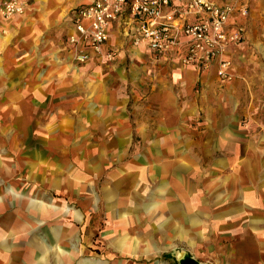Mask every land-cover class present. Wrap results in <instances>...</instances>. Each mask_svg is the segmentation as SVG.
Here are the masks:
<instances>
[{
  "label": "rangeland",
  "instance_id": "374dc122",
  "mask_svg": "<svg viewBox=\"0 0 264 264\" xmlns=\"http://www.w3.org/2000/svg\"><path fill=\"white\" fill-rule=\"evenodd\" d=\"M78 2L43 0L24 20L30 33L15 29L24 70L3 68L1 51L0 235L52 264H264V209L220 208L219 192L264 186V2L246 0L227 76H199L165 121L149 97L155 76H108L112 59L67 56ZM54 57L78 74L52 71ZM174 213L183 240L159 239Z\"/></svg>",
  "mask_w": 264,
  "mask_h": 264
},
{
  "label": "built area",
  "instance_id": "2783aa9c",
  "mask_svg": "<svg viewBox=\"0 0 264 264\" xmlns=\"http://www.w3.org/2000/svg\"><path fill=\"white\" fill-rule=\"evenodd\" d=\"M27 2L0 0V36L7 30L4 21L22 13ZM220 2L183 0V10L196 16L189 21L176 0H88L71 9L79 36H72L69 41L81 47L75 53V60L85 63L94 56L113 59V51L106 48L108 26L129 17L136 31L134 43L144 41L156 63L171 58L175 48H180L182 65L199 71L216 65V75L225 77L230 64L224 57L226 47L244 39L243 25L231 23L230 18L245 17L247 8L246 0Z\"/></svg>",
  "mask_w": 264,
  "mask_h": 264
},
{
  "label": "crops",
  "instance_id": "0c3cea01",
  "mask_svg": "<svg viewBox=\"0 0 264 264\" xmlns=\"http://www.w3.org/2000/svg\"><path fill=\"white\" fill-rule=\"evenodd\" d=\"M215 3H221L220 0H213ZM43 0H28L27 5L25 6L24 12L15 14L10 17L8 20L4 21V25L7 27V33L0 36V44L3 52L2 64L3 68L7 66L8 68L17 66L19 69H23V64H28L27 56H25L24 51L20 52V54H15V40H17V36L15 33L18 29L20 30L18 34L24 33L29 34V31L23 30L25 26H23L24 20L34 11L35 6L38 7L39 4H42ZM88 0H79L76 5H73L69 8L67 14V31L65 33V39L63 40L64 49L73 61L75 60V53L81 49L80 45L73 44L69 41L72 36H79L78 31L75 28L73 21V13L71 9L74 6H78L81 4H86ZM262 0H254L255 8L258 10L260 5H262ZM176 4L180 5L182 12H184L185 19L192 21L196 16L195 13H189L183 10V0H176ZM168 11V8H166ZM62 15V14H61ZM65 16V14H63ZM61 18V16H60ZM259 20V18H258ZM230 22L233 24H241L245 27V17L241 16H232L230 18ZM135 28L133 24H131V20L129 17H126L123 21H115L112 22L108 26V40L106 43V48L113 51L114 56L112 61L110 62L112 66V70L108 76H155V80L157 83H153L150 88L148 87L149 97L157 96L160 98V104L158 106V113L160 114V121H165L161 115H165V112L168 110V106L175 105L177 106V99L179 98L180 91L185 89H191L195 82L199 79V76H217L216 75V65H213L210 69L199 71L193 66H185L182 65L179 61V55L181 52L180 48H175L173 51V55L171 58L165 60L164 62L156 63L147 45L144 41H141L138 44L134 43L135 36ZM16 37V38H15ZM14 40V41H13ZM238 45L234 43H230L229 46L232 48L233 46ZM17 47H21V44H17ZM230 48V50H231ZM229 50V51H230ZM229 51L226 49V58L229 59ZM30 54V53H29ZM18 57L19 60H14V64L10 63L12 57ZM50 59V64L52 65V71L61 72L63 75L71 74L76 75L78 72L71 67L69 62L61 59ZM100 58L93 57L86 63L95 64L98 62ZM36 60H32V64L26 67V69H31L36 65ZM77 63V62H76ZM125 65L130 72H121V68L119 66ZM231 69V64L226 68L227 71ZM24 70V69H23ZM22 73V72H21ZM39 76H42L41 74ZM166 117V116H165ZM219 192L223 195L221 200L223 203H229L228 205L223 204L220 208L230 209L236 207L243 208H253L255 210L264 209V186L260 185H238L236 186V190H231V194H237L235 196L229 197L226 186H219ZM215 191V189H214ZM236 191V192H234ZM193 192V191H192ZM178 204V203H177ZM180 204V203H179ZM181 217V216H180ZM196 217H192V224L196 223ZM165 225H161V230L164 229L163 232L160 230V238L163 240H167L169 236L171 240L175 242L182 241V222L181 219L177 217V213H174V219L168 224V218H165ZM169 222V221H168ZM14 236L16 234H10V236ZM254 237V240H260L257 235L250 232V239ZM262 239V238H261ZM13 237H11V241L4 238L0 235V264H52L50 259V254L44 252L43 249H39L38 247L23 249L17 242V239L14 238V242L11 243ZM193 241V240H191ZM261 241V240H260ZM166 252L165 250H158L154 254L155 256H160L162 253ZM129 256H136L133 253H129ZM101 264V263H100ZM161 264V263H159ZM234 264H237L234 263Z\"/></svg>",
  "mask_w": 264,
  "mask_h": 264
},
{
  "label": "water",
  "instance_id": "95a60500",
  "mask_svg": "<svg viewBox=\"0 0 264 264\" xmlns=\"http://www.w3.org/2000/svg\"><path fill=\"white\" fill-rule=\"evenodd\" d=\"M182 263L183 264H200L196 260L189 259V258H186V257L185 258H182Z\"/></svg>",
  "mask_w": 264,
  "mask_h": 264
},
{
  "label": "bare ground",
  "instance_id": "6f19581e",
  "mask_svg": "<svg viewBox=\"0 0 264 264\" xmlns=\"http://www.w3.org/2000/svg\"><path fill=\"white\" fill-rule=\"evenodd\" d=\"M23 12H24V11H23ZM23 12H22V13H23ZM20 14H21V13H20ZM1 51H2V49H1Z\"/></svg>",
  "mask_w": 264,
  "mask_h": 264
}]
</instances>
